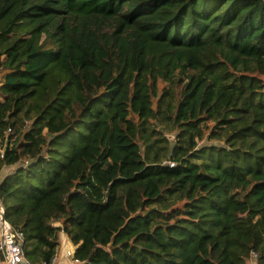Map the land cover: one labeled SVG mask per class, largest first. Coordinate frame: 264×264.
<instances>
[{
    "label": "trees",
    "instance_id": "16d2710c",
    "mask_svg": "<svg viewBox=\"0 0 264 264\" xmlns=\"http://www.w3.org/2000/svg\"><path fill=\"white\" fill-rule=\"evenodd\" d=\"M0 193L34 264H264V0H0Z\"/></svg>",
    "mask_w": 264,
    "mask_h": 264
},
{
    "label": "built area",
    "instance_id": "2783aa9c",
    "mask_svg": "<svg viewBox=\"0 0 264 264\" xmlns=\"http://www.w3.org/2000/svg\"><path fill=\"white\" fill-rule=\"evenodd\" d=\"M65 241H67V239L63 240L64 243ZM23 242V231L13 227L6 218V209L0 193V264H34L26 258ZM65 246L66 244L63 246V254L66 262L60 263L57 248L50 261L43 262L42 264H77L79 261L74 257V250L65 248Z\"/></svg>",
    "mask_w": 264,
    "mask_h": 264
},
{
    "label": "rangeland",
    "instance_id": "374dc122",
    "mask_svg": "<svg viewBox=\"0 0 264 264\" xmlns=\"http://www.w3.org/2000/svg\"><path fill=\"white\" fill-rule=\"evenodd\" d=\"M170 137V139H173L174 138V135H171V136H169ZM63 237H61V240H62V242H61V245L59 246V248H58V252H59V257H60V259L61 258H63V246H64V244H66V246H65V248H68V249H73L74 250V245L71 243V242H69L68 240L67 241H65V243L63 242V239H62ZM64 239H67V238H64ZM249 263L250 264H254V260H249Z\"/></svg>",
    "mask_w": 264,
    "mask_h": 264
},
{
    "label": "crops",
    "instance_id": "0c3cea01",
    "mask_svg": "<svg viewBox=\"0 0 264 264\" xmlns=\"http://www.w3.org/2000/svg\"><path fill=\"white\" fill-rule=\"evenodd\" d=\"M61 237H63V238H62L63 240H64V238H67L66 235H65L64 233L61 234ZM61 242H62V240H61ZM59 258H60V257H59ZM64 262H66V259H65L64 254H63V258L60 259V263H64Z\"/></svg>",
    "mask_w": 264,
    "mask_h": 264
}]
</instances>
